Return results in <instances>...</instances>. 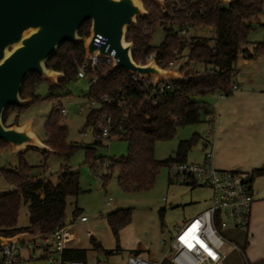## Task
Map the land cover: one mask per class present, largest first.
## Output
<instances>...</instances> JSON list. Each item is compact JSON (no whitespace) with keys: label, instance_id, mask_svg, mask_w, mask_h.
I'll return each mask as SVG.
<instances>
[{"label":"trees","instance_id":"16d2710c","mask_svg":"<svg viewBox=\"0 0 264 264\" xmlns=\"http://www.w3.org/2000/svg\"><path fill=\"white\" fill-rule=\"evenodd\" d=\"M205 2V15L188 19L182 12L176 11L173 0H164L163 6L144 0L149 16L141 18L136 28L130 29L127 34V42L133 44L132 55L136 63L144 62V58L153 55L160 68L170 69L171 63L186 53V62L178 68L185 81L180 84L171 82V92L161 96L157 87L144 86L131 74L114 72L112 68L99 72L97 83L90 88L89 99L98 103L100 109L90 112L87 123L95 126L98 118L106 114L112 119V132L108 139L117 137L128 143L127 156L111 161L108 168L110 172L118 171L117 182L125 192L148 190L153 187L162 168H168L174 162H187V155L199 137L181 141L174 156L163 161L155 158L156 143L173 139L179 128L199 124L203 117L214 124V101L232 95L230 87L235 84L239 57L247 60L264 58V42L254 43L252 50L245 47L250 44L249 34L254 24L264 13V0H232L229 4L211 0ZM158 25L164 28L166 36L163 43L155 48L149 45V41ZM175 27L211 28L214 36L212 39L195 35L180 37ZM89 31L90 23H87L80 28L78 35L87 38ZM84 59L83 43H65L60 47L46 64L47 69L63 74L57 88H65L67 83L77 78L78 65ZM201 65L204 71L196 68ZM91 75L88 73V79ZM43 81L37 74L26 78L21 98H31L33 103L39 101L36 90ZM103 96L112 103L103 101ZM208 97L212 100L207 101ZM16 109L20 110L15 107L5 110V125ZM45 130L47 141L44 143L55 155L68 161L79 147L67 144L68 130L61 124L59 110L53 108ZM7 147L0 141V155ZM19 156L17 168H0V178L14 189L0 196V236L11 238L25 232L50 236L67 225V199L78 197L81 193L79 174L64 167L58 174L57 183L53 184L34 177L22 153ZM262 172L264 170H257L253 174L257 176ZM171 178L170 183H173ZM22 200L28 204L29 228L17 227ZM78 214L77 209L74 216ZM130 223L131 210H119L108 215V224L116 237ZM65 257L70 261L88 263L86 250L67 251Z\"/></svg>","mask_w":264,"mask_h":264},{"label":"rangeland","instance_id":"374dc122","mask_svg":"<svg viewBox=\"0 0 264 264\" xmlns=\"http://www.w3.org/2000/svg\"><path fill=\"white\" fill-rule=\"evenodd\" d=\"M139 1L143 3L144 0ZM190 35L212 39L214 30L198 27ZM165 36L164 28L158 25L152 32L149 45L159 47ZM262 42L264 15L254 24V29L249 34L250 44L245 47L252 50L254 43ZM261 60L264 61V58ZM182 61L186 62V53L177 60L179 64ZM243 63L244 58L240 56L236 70L243 71ZM234 81L236 83V78ZM89 93L90 87L85 79L76 78L67 83L65 88H57L44 80L36 90V95L40 97L39 101L19 108L20 110H13L6 126L15 122L22 126L29 122L33 134L44 143L47 141L45 126L53 112V105L66 109L67 116L61 117V124L68 130L66 142L79 148L68 161L37 148L25 149L22 158L32 168L33 176L56 184L58 174L64 167L79 174L81 193L78 197L67 199L66 223L81 240V247L87 251L90 259H97L99 264H128L131 256L142 253L144 259L160 260L161 232L165 230L169 235V230L175 225L208 209L211 205V191L203 187L193 189L181 180L176 178L174 180V177H170L167 167L160 170L153 187L148 190L125 192L121 189L117 182L118 171L110 172L108 168L111 161L121 160L127 156L129 146L126 141L117 137L98 143L94 133L95 126L87 123V117L91 111L100 109V106L89 103L87 99ZM211 100L208 97L207 101ZM211 129L213 124L208 123L205 117L199 124L179 128L173 139L156 143L155 158L163 161L174 156L181 141H188L197 136L199 141L188 153L187 161L199 164L206 154L205 141L210 140ZM19 164L20 156L14 154L10 147L0 155V168L15 169ZM92 164H95L94 167ZM170 178L173 183H170ZM13 190V187L0 178V196ZM109 200L111 205H107ZM77 209L79 214L74 216ZM119 210H131V223L121 229L116 237L108 224V215ZM81 217H86L88 222L81 223ZM17 227H30L28 204L23 200L20 204ZM37 256V253H26L24 255L26 261L19 264H42L39 261L28 260ZM228 263L242 262L236 256H232Z\"/></svg>","mask_w":264,"mask_h":264},{"label":"water","instance_id":"95a60500","mask_svg":"<svg viewBox=\"0 0 264 264\" xmlns=\"http://www.w3.org/2000/svg\"><path fill=\"white\" fill-rule=\"evenodd\" d=\"M163 5L164 0H148ZM229 4L230 0H211ZM149 13L139 0H0V141L19 155L27 148L54 153L31 131L30 123L6 126L9 107L25 108L33 99H22L23 83L37 74L56 86L63 74L46 67L48 60L65 43H83L85 59L94 55L113 61V71L136 77L154 78L159 83L185 81L180 71L160 68L155 61L139 65L133 59V44L127 42L130 29ZM90 23L89 36L78 32ZM97 35L106 39L100 49L93 46ZM42 234L29 232L11 238L0 236V247L19 240L36 241Z\"/></svg>","mask_w":264,"mask_h":264},{"label":"built area","instance_id":"2783aa9c","mask_svg":"<svg viewBox=\"0 0 264 264\" xmlns=\"http://www.w3.org/2000/svg\"><path fill=\"white\" fill-rule=\"evenodd\" d=\"M206 0H173L176 11L182 12L185 18L192 19L196 15L204 16ZM163 6V5H161ZM164 12V10H163ZM198 27H175L178 36H188ZM106 39L97 35L93 46L100 49ZM154 61L153 55L144 58V62L137 64L146 65ZM181 64L177 60L171 63V68L166 70L177 71ZM113 67V61L109 58L93 56L91 59H84L78 65L77 78L87 80L89 87L97 83V74L105 69ZM199 71H204L201 65ZM179 71V70H178ZM88 73L91 78L88 79ZM132 77L144 86L157 87L159 95L163 96L173 90L171 82L159 83L155 86L154 78ZM239 90L235 83L231 85L230 92L233 94ZM87 99L91 105L98 104ZM103 101L112 103L107 97ZM220 99H226L222 96ZM59 110L61 117L67 116V111L62 106L53 105ZM112 119L106 114L100 116L95 124V137L97 141H103L111 136ZM210 134L212 136L213 129ZM213 153L207 151L204 162L201 164L191 162H174L169 167L170 176L181 180L184 184L207 188L211 191V205L208 209L199 213L193 218L176 225L168 233L161 232L160 245L162 258L170 264H223L227 258L224 247L229 245L232 250L242 252V249L230 241L224 232L229 228L246 229L251 220L252 208L255 201L252 184L255 179L253 172L240 173L237 171L217 170L212 164ZM165 201V199H163ZM111 205V200L107 202ZM86 217H81L80 222L86 223ZM36 235V234H34ZM79 243L76 235L72 232L71 226H64L50 236H43L36 241L19 240L14 243H7L0 247V264H19L25 262L26 253H37V257L28 258L33 262L42 264H86L80 261L66 259L67 251L77 250L75 243ZM87 264H99L97 259H92ZM128 264H156L139 256H131Z\"/></svg>","mask_w":264,"mask_h":264},{"label":"crops","instance_id":"0c3cea01","mask_svg":"<svg viewBox=\"0 0 264 264\" xmlns=\"http://www.w3.org/2000/svg\"><path fill=\"white\" fill-rule=\"evenodd\" d=\"M261 58L252 62L244 59L243 71L236 70L235 74L239 90L226 99L214 101L213 134L209 141H205V146L207 151H212V164L217 170L240 173L264 170V61ZM204 159L205 156L198 163H203ZM252 190L255 201L249 226L246 229L229 228L224 232L243 253L226 245L224 252L227 258L223 264H229L232 256L243 264H264V172L255 176ZM76 237L79 241L75 243L77 250H84L81 240ZM160 254V260H147L170 264L162 258V249ZM134 256L143 255L138 253ZM91 260L88 255V262Z\"/></svg>","mask_w":264,"mask_h":264}]
</instances>
